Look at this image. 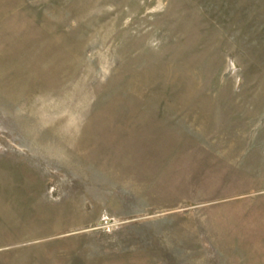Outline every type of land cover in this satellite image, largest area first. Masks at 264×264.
<instances>
[{"label": "rangeland", "instance_id": "1", "mask_svg": "<svg viewBox=\"0 0 264 264\" xmlns=\"http://www.w3.org/2000/svg\"><path fill=\"white\" fill-rule=\"evenodd\" d=\"M0 264H264V0H0Z\"/></svg>", "mask_w": 264, "mask_h": 264}]
</instances>
